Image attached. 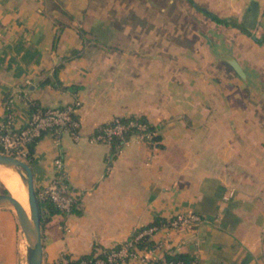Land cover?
Instances as JSON below:
<instances>
[{
  "label": "crops",
  "instance_id": "0c3cea01",
  "mask_svg": "<svg viewBox=\"0 0 264 264\" xmlns=\"http://www.w3.org/2000/svg\"><path fill=\"white\" fill-rule=\"evenodd\" d=\"M160 1L0 0V124L7 112L25 124L32 101L80 100L79 137L45 132L29 161L39 188L60 157L77 196L74 210L42 219V264H78L94 245L177 212L201 220L151 233L152 260L184 252L195 264H264V0ZM116 115L145 116L158 144L130 139L112 158L89 136ZM9 212L0 210V264L20 255L3 243L5 230L16 235Z\"/></svg>",
  "mask_w": 264,
  "mask_h": 264
},
{
  "label": "built area",
  "instance_id": "2783aa9c",
  "mask_svg": "<svg viewBox=\"0 0 264 264\" xmlns=\"http://www.w3.org/2000/svg\"><path fill=\"white\" fill-rule=\"evenodd\" d=\"M79 106V99L55 106L36 105L29 112L25 124L20 126L14 124L11 113L7 112L5 119L0 124V151L29 163L31 157L29 144L36 141L45 132L53 133L56 141H58L60 134L64 132L78 138L80 127ZM147 127V122L135 118L123 120L122 116L116 115L91 134L89 140L111 144L114 136L121 137L125 132L131 130V136L122 139L121 144L117 145V150L130 139L155 144L157 141L152 139L154 131L149 130ZM53 167V177L44 186L36 188V193L39 201L50 200L60 210L68 212L76 203L77 196L71 188L64 169V162L60 157L54 158ZM200 220L201 216L196 212H177L166 222L148 225L116 246L110 248L96 246L94 254L101 252L104 256H97L93 261L80 259L78 264H116L129 258H137L143 264H181V260L166 259L164 256L152 260L148 255V248L139 247L137 242L141 237L148 240V236L159 227L177 228ZM192 264H195V260L192 261Z\"/></svg>",
  "mask_w": 264,
  "mask_h": 264
},
{
  "label": "water",
  "instance_id": "95a60500",
  "mask_svg": "<svg viewBox=\"0 0 264 264\" xmlns=\"http://www.w3.org/2000/svg\"><path fill=\"white\" fill-rule=\"evenodd\" d=\"M231 64L238 74L244 78V72L238 62L232 59ZM0 165L12 168L19 174L26 187L29 214H27L22 205L10 192H0V206L10 207L16 215L17 222L25 239L26 264H42V215L39 199L33 182L31 166L28 162L1 151Z\"/></svg>",
  "mask_w": 264,
  "mask_h": 264
},
{
  "label": "trees",
  "instance_id": "16d2710c",
  "mask_svg": "<svg viewBox=\"0 0 264 264\" xmlns=\"http://www.w3.org/2000/svg\"><path fill=\"white\" fill-rule=\"evenodd\" d=\"M191 3H193V2L191 1ZM194 5L199 10L203 11L205 13V15L207 17H209L210 19H212V20H214V21H216L218 23L224 24V25H232V26L238 27L241 31H243V32H245V33H247L249 35L251 34V32L247 28H245L243 26V24L238 22L235 18H233V17H220V16H217L216 14H214L213 12H211L210 10H208L205 7H202V6L197 5V4H194ZM84 33H85V31L82 28H79V34L82 36ZM55 39H56V37H55ZM255 41L258 42V43H263L264 42V33L261 34L258 37H255ZM77 53H79L77 49H72L69 52L68 55L64 56V58H70V57H72L74 55H77ZM43 82H47V79L44 80ZM36 105H38V104L35 101L30 102L29 106H28L29 112H31ZM122 118H123V120H128V118H135L137 120H141V121L147 122V124H148L147 128L149 130H153L154 131V135L152 136V139L157 141L156 143L158 144V141L160 139V133L157 130V127L155 125L149 123L145 116H143V115H140V116L131 115V116H122ZM131 134H132V132L130 130V131L125 132L124 135L121 136V137L120 136H114L113 137L112 142L110 144V154H111L112 158H114L115 155H116L117 145L121 144L122 139L129 138L131 136ZM34 142L29 144L30 155L33 152ZM2 192L8 193L7 188L4 187ZM39 204H40L42 219L49 217L53 213L62 211L54 203H52L50 200H47V199L40 200ZM74 209L75 208H74V205H73V207L71 208V211L74 210ZM75 211L79 212V210H75ZM161 222H162L161 219L155 218V220L153 222L149 223L148 225L160 224ZM148 225L140 227L137 230V232H139L143 228L147 227ZM137 244H138L139 247H147V248H150L153 245V243L150 240H147L145 237L139 238ZM95 247H96V245H94L92 247L91 251L88 254L82 255L81 259H86V260L93 261L94 258L97 257V256H104V254L101 253V252L97 253L95 255L94 254V252H95L94 248ZM164 257L166 259L168 258V259H173V260H181V262H182L181 264H192V261L194 260V257L192 255H190L188 253H184V252H174V253L165 252Z\"/></svg>",
  "mask_w": 264,
  "mask_h": 264
},
{
  "label": "bare ground",
  "instance_id": "6f19581e",
  "mask_svg": "<svg viewBox=\"0 0 264 264\" xmlns=\"http://www.w3.org/2000/svg\"><path fill=\"white\" fill-rule=\"evenodd\" d=\"M0 181L29 214L27 191L19 174L12 168L0 165ZM25 250V249H24Z\"/></svg>",
  "mask_w": 264,
  "mask_h": 264
},
{
  "label": "rangeland",
  "instance_id": "374dc122",
  "mask_svg": "<svg viewBox=\"0 0 264 264\" xmlns=\"http://www.w3.org/2000/svg\"><path fill=\"white\" fill-rule=\"evenodd\" d=\"M156 3L161 4V1L157 0ZM165 5L167 6V3ZM262 106L264 107V102L262 103ZM4 187H5V185L0 181V192L3 191ZM0 210H9L10 211L9 213L12 216V220L16 222V235H14L15 238H14L12 233H9L7 230H5L3 232V235L5 236L3 238V243L4 244H11L13 249L15 246H18L20 248V255L19 256L16 255L15 264H26V257H25L26 251L24 250L25 249V239H24V236L21 232L19 224L17 222L16 215H15L14 211L10 207H7V206H0ZM16 254H17V252H16Z\"/></svg>",
  "mask_w": 264,
  "mask_h": 264
}]
</instances>
